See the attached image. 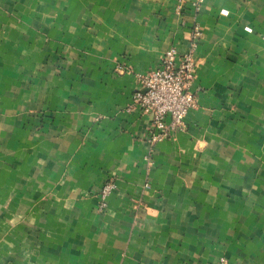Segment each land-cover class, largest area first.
Returning <instances> with one entry per match:
<instances>
[{
  "label": "crops",
  "instance_id": "1",
  "mask_svg": "<svg viewBox=\"0 0 264 264\" xmlns=\"http://www.w3.org/2000/svg\"><path fill=\"white\" fill-rule=\"evenodd\" d=\"M196 26L151 144L140 75ZM0 264H264V0H0Z\"/></svg>",
  "mask_w": 264,
  "mask_h": 264
},
{
  "label": "built area",
  "instance_id": "2",
  "mask_svg": "<svg viewBox=\"0 0 264 264\" xmlns=\"http://www.w3.org/2000/svg\"><path fill=\"white\" fill-rule=\"evenodd\" d=\"M201 35L200 28L196 26L186 52L181 53L176 47H170L158 67L140 75L131 107L151 115V144L158 143L175 131L183 129L188 111L196 105L195 94L190 85ZM115 187L113 181H107L102 186L100 208L106 205V197Z\"/></svg>",
  "mask_w": 264,
  "mask_h": 264
}]
</instances>
